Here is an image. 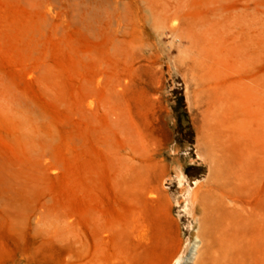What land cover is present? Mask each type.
Segmentation results:
<instances>
[{
    "label": "rangeland",
    "instance_id": "374dc122",
    "mask_svg": "<svg viewBox=\"0 0 264 264\" xmlns=\"http://www.w3.org/2000/svg\"><path fill=\"white\" fill-rule=\"evenodd\" d=\"M213 166L264 214V0H0V264H173Z\"/></svg>",
    "mask_w": 264,
    "mask_h": 264
},
{
    "label": "bare ground",
    "instance_id": "6f19581e",
    "mask_svg": "<svg viewBox=\"0 0 264 264\" xmlns=\"http://www.w3.org/2000/svg\"><path fill=\"white\" fill-rule=\"evenodd\" d=\"M212 116L210 115L214 122L216 116ZM219 136L220 128L216 123L212 128H205L202 135L203 143H201L207 152L213 151V157L217 161L220 160V157L216 154L217 151L213 150L211 144ZM215 170L216 168L213 166L209 172V199L208 201L202 200L204 209L202 221H204L203 226L207 224V227L203 228V232L197 228L196 231H199L197 233L201 234H196L193 241L188 245L187 254L177 258L173 264H264V254H262V250H264L262 248L264 214L259 215L257 211L258 216L254 217L253 210L248 209L246 202L237 200L240 196H236V198L232 194L233 190L231 189V192L229 187L226 188L225 182L222 184L217 181L219 177L217 179ZM183 179L184 177H180V183ZM242 180L244 179L240 176L237 181L241 183ZM239 182L238 184H240ZM193 206L191 190L187 186L181 204V213L187 217L191 216ZM253 225L258 231L256 230L257 233L251 235L252 231L249 233V230ZM69 244L72 245V243ZM71 245H69L70 252L74 251L73 248H75V245L74 247ZM65 264H69V262Z\"/></svg>",
    "mask_w": 264,
    "mask_h": 264
},
{
    "label": "crops",
    "instance_id": "0c3cea01",
    "mask_svg": "<svg viewBox=\"0 0 264 264\" xmlns=\"http://www.w3.org/2000/svg\"><path fill=\"white\" fill-rule=\"evenodd\" d=\"M178 252V239H177V235H176V245H175V250H174V255Z\"/></svg>",
    "mask_w": 264,
    "mask_h": 264
},
{
    "label": "trees",
    "instance_id": "16d2710c",
    "mask_svg": "<svg viewBox=\"0 0 264 264\" xmlns=\"http://www.w3.org/2000/svg\"><path fill=\"white\" fill-rule=\"evenodd\" d=\"M189 130H190V131L192 130L190 126H189Z\"/></svg>",
    "mask_w": 264,
    "mask_h": 264
}]
</instances>
